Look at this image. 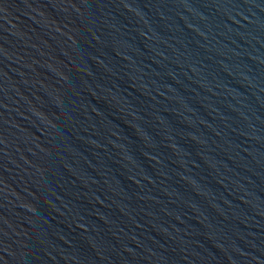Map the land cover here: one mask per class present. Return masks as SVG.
<instances>
[{
    "label": "water",
    "instance_id": "obj_1",
    "mask_svg": "<svg viewBox=\"0 0 264 264\" xmlns=\"http://www.w3.org/2000/svg\"><path fill=\"white\" fill-rule=\"evenodd\" d=\"M0 264H264V0H0Z\"/></svg>",
    "mask_w": 264,
    "mask_h": 264
}]
</instances>
